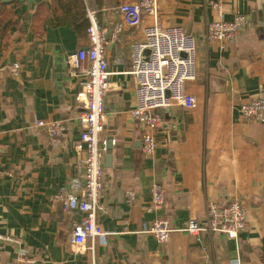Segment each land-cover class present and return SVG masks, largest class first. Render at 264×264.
<instances>
[{
    "label": "crops",
    "instance_id": "obj_1",
    "mask_svg": "<svg viewBox=\"0 0 264 264\" xmlns=\"http://www.w3.org/2000/svg\"><path fill=\"white\" fill-rule=\"evenodd\" d=\"M35 1L0 0L7 19L0 24V264H264V123L240 113L264 97V0L223 4L227 21L240 14L252 24L225 46L206 40L218 0H158V24L196 38L199 73L186 84L196 108L162 113L152 156L142 154L145 129L131 115L137 87L130 73L131 45L144 39L153 20L146 16L139 27L124 25L116 39L107 38L112 75L102 139L112 137L114 146L98 224L109 235L80 250L71 236L83 216L64 213L56 197L78 174L85 97L81 78L66 63L88 46L87 29L68 24L70 18L35 26L37 8L52 0ZM85 1L111 34L122 22L119 7L139 0ZM15 63L18 77L7 73ZM37 122H63L62 144L50 143ZM154 184L167 198L163 211L150 213ZM233 200L246 215L237 241L211 232L197 241L184 232L191 219H203L209 203L225 208ZM161 217L175 229L166 244L145 233Z\"/></svg>",
    "mask_w": 264,
    "mask_h": 264
},
{
    "label": "built area",
    "instance_id": "obj_2",
    "mask_svg": "<svg viewBox=\"0 0 264 264\" xmlns=\"http://www.w3.org/2000/svg\"><path fill=\"white\" fill-rule=\"evenodd\" d=\"M233 0H218L212 6L217 19L206 26V40L221 45L234 42L251 24L249 16L237 14L227 21L223 4ZM158 0H139L119 7L121 23H116L111 34L100 23L96 13L88 12L87 29L88 46L80 49L67 59V67L81 78V88L85 100L84 111L80 114V143L78 153V174L72 177L69 189H64L56 200L61 204L64 213H79L83 220L75 223L71 236L72 244L84 248L88 241L92 245L109 233L98 224V217L103 210V186L106 172V140L102 134L106 126L105 100L110 91L111 71L106 52L108 37L116 39L123 26L139 27L144 17L150 16L152 24L143 29L144 39L131 45V73L136 82L135 107L131 112L133 119L140 122L145 129L142 154L152 156L158 147L156 135L163 127L162 113L179 106L185 111H192L197 103L187 91V83L198 77V49L196 38L180 27L162 28L157 21ZM222 46V47H224ZM148 53V56H146ZM7 73L13 77L20 75V65L15 63L7 67ZM241 117L248 121L264 123V97H259L240 108ZM54 146L62 142L66 125L60 122H37ZM2 172L0 170V178ZM150 213L163 211L167 195L159 184L151 188ZM130 200L135 198L127 192ZM203 219H191L184 232L200 241L202 233H216L225 238L237 241L244 232L246 215L239 200H233L225 208L214 203L206 207ZM166 217L155 220L146 230V234L156 238L159 244H166L172 233ZM20 261L24 262L27 252L21 250Z\"/></svg>",
    "mask_w": 264,
    "mask_h": 264
},
{
    "label": "trees",
    "instance_id": "obj_3",
    "mask_svg": "<svg viewBox=\"0 0 264 264\" xmlns=\"http://www.w3.org/2000/svg\"><path fill=\"white\" fill-rule=\"evenodd\" d=\"M89 8L91 9L90 5ZM88 12L89 11L86 9L85 0H52L51 6H48L47 4H41V6L37 8L35 14L33 15V22L35 26L41 27L43 24L50 23L52 20H54L56 23H64V21H67L66 18H70L68 24L75 27L80 23L81 26H84L85 29H88V22H85L87 21L86 16ZM4 17L5 15H0L1 25L7 20Z\"/></svg>",
    "mask_w": 264,
    "mask_h": 264
},
{
    "label": "water",
    "instance_id": "obj_4",
    "mask_svg": "<svg viewBox=\"0 0 264 264\" xmlns=\"http://www.w3.org/2000/svg\"><path fill=\"white\" fill-rule=\"evenodd\" d=\"M28 2L29 5L36 3L35 0H1V2L3 3H12V2ZM106 164L105 167L106 168H110L112 165V150H113V139L112 137H109L106 140Z\"/></svg>",
    "mask_w": 264,
    "mask_h": 264
}]
</instances>
